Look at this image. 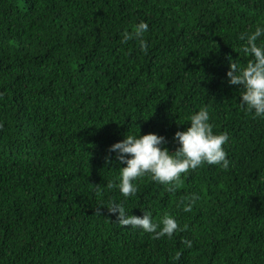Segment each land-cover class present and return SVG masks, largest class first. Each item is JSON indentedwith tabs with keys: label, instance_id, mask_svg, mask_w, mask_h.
I'll return each mask as SVG.
<instances>
[{
	"label": "trees",
	"instance_id": "1",
	"mask_svg": "<svg viewBox=\"0 0 264 264\" xmlns=\"http://www.w3.org/2000/svg\"><path fill=\"white\" fill-rule=\"evenodd\" d=\"M256 26L264 0H0V264H264V117L226 77ZM200 108L227 169L108 187L125 166L110 145L139 129L174 152ZM112 202L178 228L122 226Z\"/></svg>",
	"mask_w": 264,
	"mask_h": 264
},
{
	"label": "clouds",
	"instance_id": "2",
	"mask_svg": "<svg viewBox=\"0 0 264 264\" xmlns=\"http://www.w3.org/2000/svg\"><path fill=\"white\" fill-rule=\"evenodd\" d=\"M147 28L146 23L139 22L132 34L139 39L142 48L145 47L143 34ZM262 36V26H256L250 33L241 34L240 39L245 41L242 51L250 59L243 66L230 60L226 72L227 82L242 88L241 106L258 117H264V42L258 43V38ZM128 39L129 34L125 33L123 40ZM173 139L179 146L174 152H170L164 146L167 143L164 136L155 133L140 135L138 129V134L125 135L122 140L110 145L108 151L114 153L116 160L125 166L119 168L118 184L110 183L108 187H117L122 196L129 197L137 191L133 182L146 173H150L152 179L160 184H169L182 173L196 169L204 163L219 165L225 169L230 166L223 147L228 141V134L213 132L206 108H200L192 114L189 126L185 130L176 131ZM106 208L108 212L115 213L120 225L139 227L146 232L155 233L156 236H171L178 228L172 216H164L157 224L152 221L150 214H129V210L121 203L112 202ZM190 210V205L185 207V211Z\"/></svg>",
	"mask_w": 264,
	"mask_h": 264
}]
</instances>
